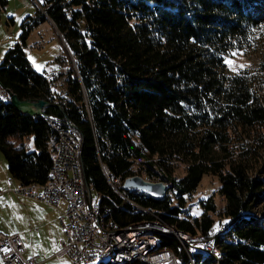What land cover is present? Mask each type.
I'll use <instances>...</instances> for the list:
<instances>
[{"label": "trees", "instance_id": "1", "mask_svg": "<svg viewBox=\"0 0 264 264\" xmlns=\"http://www.w3.org/2000/svg\"><path fill=\"white\" fill-rule=\"evenodd\" d=\"M44 21L74 63L62 92L25 50ZM22 26L0 63V83L21 100L52 105L31 116L0 101V152L21 187L47 182L58 140L52 119L71 121L82 136L84 181L106 222L159 220L214 238L218 252H194L195 264H264V0H44ZM236 52L256 57V67L232 72L227 59ZM104 166L121 181L141 176L170 188L159 200L123 198ZM205 175L219 179L225 206L209 197L192 217L185 196ZM161 241L190 264L175 237Z\"/></svg>", "mask_w": 264, "mask_h": 264}, {"label": "rangeland", "instance_id": "2", "mask_svg": "<svg viewBox=\"0 0 264 264\" xmlns=\"http://www.w3.org/2000/svg\"><path fill=\"white\" fill-rule=\"evenodd\" d=\"M36 1L37 4H34L33 0H7L5 8L0 9V63L7 49L19 41L24 19L28 16H35L44 0ZM25 50L34 69L52 81V88L58 92L64 91L67 70L74 63L51 21L41 22L32 28L26 41ZM227 61L232 62L228 63L231 71L237 72L245 67L255 68L258 60L254 56L236 52V55L229 57ZM25 144L29 149H34L32 138L26 139ZM0 162H3V164L0 163V182H2L0 186V232L6 235H20L27 248L26 257H35L40 264H71L67 256L61 258L56 256V253L61 250L62 239H64L60 219L65 206L61 205L56 208L35 198L17 194L16 190L21 187L19 188V182L12 177H10L12 184L9 182L8 161L1 152ZM3 169L8 175H4ZM177 174L179 176L184 174L183 166L178 168ZM124 181H122L123 184ZM219 187L220 182L216 176L205 175L197 190L193 194L185 196L187 212L192 217L200 216L204 211L201 202L209 197L214 198L219 209L223 208L225 200L218 192ZM92 194L99 198L94 190ZM255 213L260 215L257 211ZM221 229L223 230L224 227L219 228V230ZM189 235L194 238L201 236ZM217 252L215 246L212 253ZM194 254H190L193 261ZM205 254L209 253L205 252ZM93 264L101 263L94 262Z\"/></svg>", "mask_w": 264, "mask_h": 264}, {"label": "built area", "instance_id": "3", "mask_svg": "<svg viewBox=\"0 0 264 264\" xmlns=\"http://www.w3.org/2000/svg\"><path fill=\"white\" fill-rule=\"evenodd\" d=\"M33 2L37 4L36 0ZM11 98L10 90L0 83V101H11ZM52 120L58 140L48 180L44 185L23 186L16 192L56 208L66 203V211L61 217L64 239L56 256H67L71 264H92L107 255L114 246L132 244V250H140V258H131V252L121 255L127 257V262L140 260L144 264H178L180 259L177 252L165 249L161 246L162 242L153 237H140L141 228L163 229L159 220L152 225L135 228L120 227L104 220L99 198L93 196L91 188L84 181L80 163V135L73 129L71 121ZM104 172L116 192L126 198V191L121 188L122 181L112 176L107 167H104ZM212 240L207 238L203 242L193 243L197 249L212 250ZM150 242H158V251L144 255L143 247ZM26 252V245L20 235L0 232V264H40L37 258L26 257Z\"/></svg>", "mask_w": 264, "mask_h": 264}, {"label": "bare ground", "instance_id": "4", "mask_svg": "<svg viewBox=\"0 0 264 264\" xmlns=\"http://www.w3.org/2000/svg\"><path fill=\"white\" fill-rule=\"evenodd\" d=\"M5 89H7V88H5ZM10 93L13 96L11 91H10ZM4 102H7V101H4ZM51 124L54 128V122L53 121L51 122ZM72 125H73V123H72ZM73 129L76 132H78L76 130V128L74 127V125H73ZM78 134H79V132H78ZM80 142H81V146H82V136L81 135H80ZM80 155H81V149H80ZM80 163H81V158H80ZM21 189H23V187H21ZM92 191L93 190L91 189V192ZM154 223L155 222H146V223L130 225V226H127L124 228H135L136 226L152 225ZM159 224L161 225V227L163 229L155 228V227L141 228L140 229V237H153L155 240L161 241L162 236H173V232H175L174 237L178 240L181 248L186 250V252L189 256V259H190V263H193V264H194V261L191 258V255H190L191 253L193 254L194 252H197V251L212 253V250H215L214 240H212V250L197 249L193 242H203L206 240L205 238H203V237L193 238L188 234L176 232L173 228L166 226L161 221H159ZM165 249H169V248L165 247ZM157 251H158V242H150V243L145 244L143 247V254L144 255H152V254H155ZM130 252H131V258H140V250H132V244H118V245L114 246L112 248V250L107 255H103V257L98 259L96 262H100L101 264H104V263H107V264L127 263V257L121 256V255H124L125 253H130Z\"/></svg>", "mask_w": 264, "mask_h": 264}, {"label": "water", "instance_id": "5", "mask_svg": "<svg viewBox=\"0 0 264 264\" xmlns=\"http://www.w3.org/2000/svg\"><path fill=\"white\" fill-rule=\"evenodd\" d=\"M11 103L20 112L31 116H42L44 108L52 104L39 100L37 102L21 100L17 95H13ZM170 186L167 182H153L141 176H131L125 179L123 189L130 192H141L154 199H163Z\"/></svg>", "mask_w": 264, "mask_h": 264}, {"label": "crops", "instance_id": "6", "mask_svg": "<svg viewBox=\"0 0 264 264\" xmlns=\"http://www.w3.org/2000/svg\"><path fill=\"white\" fill-rule=\"evenodd\" d=\"M52 24H53V23H52ZM0 163H1V162H0ZM1 164H3V162H2ZM1 166H2V165H1ZM3 172H4V175H8V174H5V169H3ZM6 173H7V170H6ZM8 173H9V175H10V176H8L9 182L12 184V180L10 179V177H12V176H11L10 172H8ZM12 178H13V177H12ZM1 184H2V182H0V186H1ZM20 187H21V185H20V183H19V188H20ZM16 191H17V190H16ZM16 193H17V192H16ZM17 194H18V193H17ZM61 205H64V206H65V207H64V213H65V211H66V203H62ZM61 205H60V206H61ZM60 206H59V207H60ZM59 207H58V208H59ZM64 213H63V215H64ZM63 215H62V216H63ZM60 221H61V219H60ZM62 230H63V229H62ZM36 231L38 232V229H37ZM62 240H63V239H62Z\"/></svg>", "mask_w": 264, "mask_h": 264}, {"label": "snow or ice", "instance_id": "7", "mask_svg": "<svg viewBox=\"0 0 264 264\" xmlns=\"http://www.w3.org/2000/svg\"><path fill=\"white\" fill-rule=\"evenodd\" d=\"M233 55H236V53H233ZM227 63L231 64V61H227ZM241 67H244V65H241Z\"/></svg>", "mask_w": 264, "mask_h": 264}]
</instances>
